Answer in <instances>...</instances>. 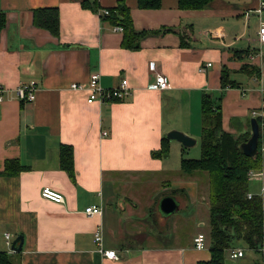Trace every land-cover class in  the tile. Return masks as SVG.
Returning <instances> with one entry per match:
<instances>
[{
  "label": "crops",
  "instance_id": "0c3cea01",
  "mask_svg": "<svg viewBox=\"0 0 264 264\" xmlns=\"http://www.w3.org/2000/svg\"><path fill=\"white\" fill-rule=\"evenodd\" d=\"M263 1L213 0L200 10H182L178 0H160L157 9H141L137 0H88L87 6L81 0H0V172L9 160L21 167L0 174V251L13 264L208 261L209 245L193 246L202 209L208 217L207 186L198 188L206 175L183 172L184 147L164 138L172 129L201 137L204 93L220 106L229 133L246 134L251 112L264 114V42L258 37ZM119 2L129 8L138 32L136 48L124 47L123 32L102 16ZM45 7L57 8V36L33 23L34 11ZM207 62L211 66L199 72ZM223 70L232 84L221 86ZM94 72L104 89L126 79L129 94L87 103V90L70 84L86 86ZM155 73L168 76L169 88H147ZM30 81L37 83L35 98L22 102L15 89ZM163 139L167 154L154 155ZM63 144L73 149V179L60 167ZM171 152H177V163ZM258 154L261 166L248 178L255 195L264 186L262 127ZM45 186L62 193L64 202L42 198ZM165 195L176 198L183 214L161 216L158 203ZM93 204L102 212L87 216L84 209ZM97 230L117 260L98 251ZM18 235L22 248L13 251ZM249 250L257 263L260 255Z\"/></svg>",
  "mask_w": 264,
  "mask_h": 264
},
{
  "label": "trees",
  "instance_id": "16d2710c",
  "mask_svg": "<svg viewBox=\"0 0 264 264\" xmlns=\"http://www.w3.org/2000/svg\"><path fill=\"white\" fill-rule=\"evenodd\" d=\"M212 1L178 0V7L182 10H200ZM87 3L88 0H81V5L87 6ZM137 5L141 9H157L161 3L160 0H137ZM105 9L108 14L102 13V16L110 19L113 25L123 28L122 45L127 48H136L139 40L136 37L138 32L133 29L129 8L124 2H119L117 6ZM33 23L57 36L59 25L57 8L45 7L35 10ZM4 25L5 14L0 10V30ZM251 72L257 74V70H251ZM220 83L221 86L230 83L224 70L220 73ZM201 113V157L182 156L180 168L185 173L207 176V240L210 259L198 264H225V255L230 247L236 246L235 242H242L248 249H255L264 243V201L262 203L258 195H254L251 199H248L246 195L249 192V172L260 168L261 158L258 151L254 157L243 154L240 144L249 138L250 130L244 135H235L225 131L222 128L220 106L213 104L209 94L204 93L202 96ZM255 119L261 130L262 119L258 116ZM231 125H234L233 120ZM164 139L161 150L154 155L167 154ZM60 167L67 172L70 178H74L71 145H61ZM20 168L16 160L5 161L4 170L0 174L17 173ZM261 261L264 262V253H261ZM0 264H13L9 255L4 251H0ZM254 264H261V262L257 261Z\"/></svg>",
  "mask_w": 264,
  "mask_h": 264
},
{
  "label": "built area",
  "instance_id": "2783aa9c",
  "mask_svg": "<svg viewBox=\"0 0 264 264\" xmlns=\"http://www.w3.org/2000/svg\"><path fill=\"white\" fill-rule=\"evenodd\" d=\"M260 11L264 7V1L259 5ZM103 14H108L106 9L102 10ZM114 31L123 32V28L119 25L113 26ZM258 37L261 43L264 42V22L260 21V26L258 30ZM211 66L210 62L205 63L198 67L199 72H204L206 67ZM151 69L154 68L153 65L150 66ZM169 78L164 73H155L154 79L151 83L147 85L148 89L151 90H164L169 88ZM70 88L77 91L87 90V103L93 102H104L113 99H122L129 94V88L127 85V80L122 79L119 86H114L109 89H104L100 85V75L98 72L91 73L89 75L88 82L86 86H83L80 83H71ZM37 91V83L35 81H30L26 84H21L15 89V94L17 98L22 102H29L35 98V93ZM260 91L264 94V87L260 88ZM3 100V88L0 86V102ZM252 117H260L262 119L261 127L264 129V114H260L256 111L251 112ZM252 173L249 172V176ZM40 195L42 198L53 201L55 203H62L64 202V196L62 193L50 188V187H43L40 191ZM247 198L251 199L255 194L251 192H247ZM258 196L262 199V203L264 201V186L261 187ZM102 212V207L100 205H89L85 207L84 213L87 216H93L95 214H99ZM264 227V224H263ZM9 233L5 234L6 243L10 244L9 241ZM102 236L99 230L95 232L94 235V242L98 245V251L103 254L105 257L109 259L117 260L118 256L114 250L104 249L101 242ZM193 246L195 249L202 250L208 247V240L207 236L203 231L198 232L195 237L193 238ZM253 251H257L258 253H264V243L260 244L257 248L251 249ZM245 254V249L240 246H233L228 249V256L231 259H238L243 257Z\"/></svg>",
  "mask_w": 264,
  "mask_h": 264
},
{
  "label": "water",
  "instance_id": "95a60500",
  "mask_svg": "<svg viewBox=\"0 0 264 264\" xmlns=\"http://www.w3.org/2000/svg\"><path fill=\"white\" fill-rule=\"evenodd\" d=\"M251 134L249 138L240 144V148L244 155L248 157H254L258 151L259 147V136L260 129L259 124L255 117H252L249 121ZM168 141H177L183 147L189 148L193 146L196 141L193 137L187 135L186 133L172 129L168 131L165 135ZM179 208V202L172 195H165L160 198L158 203V211L163 217H167L177 211ZM23 238L21 235L16 236L12 243L11 249L13 251H20L22 248Z\"/></svg>",
  "mask_w": 264,
  "mask_h": 264
},
{
  "label": "rangeland",
  "instance_id": "374dc122",
  "mask_svg": "<svg viewBox=\"0 0 264 264\" xmlns=\"http://www.w3.org/2000/svg\"><path fill=\"white\" fill-rule=\"evenodd\" d=\"M262 50V49H261ZM194 138V137H193ZM195 139V141H196V143L193 145V146H191V147H189V148H186V147H184V153H183V156H185V157H189V158H200L201 157V145H200V138H194ZM177 155V156H176ZM176 156V158H175V160H176V163H177V161H178V154H177V152H175V154H173V152H171L170 153V155H169V157L170 158H172V157H175ZM175 168H177V167H175ZM182 174H183V172L182 171H180ZM194 173H196V172H194ZM203 173H205V172H203ZM207 174V173H206ZM194 175H196V176H198L197 174H192V176H194ZM205 179H206V176H203V177H201L200 179H199V181H201V184L199 185V191L200 192H203L204 191V189H206V186H207V180L205 181ZM181 198H183V195L181 194ZM203 205H205L204 203H203ZM182 212H184V210L183 209H180V210H177V211H175L173 214H171L170 215V217H172L173 215H178V214H183ZM157 213V212H156ZM201 213H202V216H203V219H199V225H200V228H201V230L205 233V235L207 236V234H208V217H207V210L206 209H204V211H203V209H202V211H201ZM158 214V213H157ZM157 214H156V216H157ZM155 215V214H154ZM197 234V233H196ZM236 243V242H235ZM239 245H237V246H241L242 248H244L245 249V254H244V256L243 257H241V258H238V259H231L229 256H228V253H226V255H225V264H252L251 263V257H252V254H251V252H250V250L249 249H247V247H245V245L242 243V242H237ZM257 253V252H256ZM259 255H260V257L258 256V261H260L262 264H264V262L263 261H261V253H258ZM260 258V259H259Z\"/></svg>",
  "mask_w": 264,
  "mask_h": 264
}]
</instances>
